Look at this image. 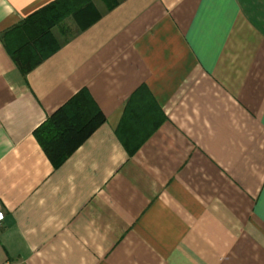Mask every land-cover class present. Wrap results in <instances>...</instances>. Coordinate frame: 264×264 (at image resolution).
<instances>
[{
  "label": "crops",
  "instance_id": "0c3cea01",
  "mask_svg": "<svg viewBox=\"0 0 264 264\" xmlns=\"http://www.w3.org/2000/svg\"><path fill=\"white\" fill-rule=\"evenodd\" d=\"M56 1L0 0V264H264V0H66L23 75L7 41ZM81 90L103 121L53 167Z\"/></svg>",
  "mask_w": 264,
  "mask_h": 264
},
{
  "label": "trees",
  "instance_id": "16d2710c",
  "mask_svg": "<svg viewBox=\"0 0 264 264\" xmlns=\"http://www.w3.org/2000/svg\"><path fill=\"white\" fill-rule=\"evenodd\" d=\"M63 1L66 0H58L32 14L15 29L17 39L13 43L7 41V51L23 75L58 49L50 29L68 10L77 8L65 6ZM87 97L85 90L79 91L36 131L53 167L60 165L103 121L96 108L89 106ZM71 113L80 117L75 124Z\"/></svg>",
  "mask_w": 264,
  "mask_h": 264
},
{
  "label": "built area",
  "instance_id": "2783aa9c",
  "mask_svg": "<svg viewBox=\"0 0 264 264\" xmlns=\"http://www.w3.org/2000/svg\"><path fill=\"white\" fill-rule=\"evenodd\" d=\"M2 219H3V215H2V213L0 212V221H2ZM1 264H12V263L9 262V261H6V262L1 263Z\"/></svg>",
  "mask_w": 264,
  "mask_h": 264
}]
</instances>
